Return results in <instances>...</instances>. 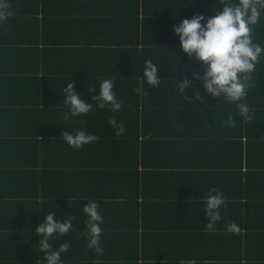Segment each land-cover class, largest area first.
<instances>
[{
    "label": "trees",
    "instance_id": "1",
    "mask_svg": "<svg viewBox=\"0 0 264 264\" xmlns=\"http://www.w3.org/2000/svg\"><path fill=\"white\" fill-rule=\"evenodd\" d=\"M9 3L14 15L0 23V264H43L33 227L54 211L73 215L72 230L53 241L70 245L62 264H264V57L244 121L235 104L188 102L175 90L176 63L177 79L178 69L201 68L171 26L211 15L208 0ZM253 39L264 47V17ZM145 60L159 69L157 88L143 81ZM106 78L121 109L93 102L90 114L65 121L69 79L90 100ZM229 112L235 127L222 123ZM110 116L124 126L120 136ZM77 124L98 140L69 147L59 134ZM213 186L227 206L210 232L203 197ZM93 199L104 217L101 255L81 236V208ZM230 223L238 231L226 230Z\"/></svg>",
    "mask_w": 264,
    "mask_h": 264
},
{
    "label": "clouds",
    "instance_id": "2",
    "mask_svg": "<svg viewBox=\"0 0 264 264\" xmlns=\"http://www.w3.org/2000/svg\"><path fill=\"white\" fill-rule=\"evenodd\" d=\"M211 15L195 13L188 18L179 19L178 23L171 26V31L178 39L180 51L192 61L199 63L201 70L187 71L178 69L177 63L172 68L175 72V90L184 100H201L206 97L218 98L227 104H235L238 115L244 121L252 119L251 111L244 98L251 88L253 73L256 65L264 57V47L253 39L254 27L264 17V0H208ZM14 11L9 0H0V23H3ZM158 67L151 60H145L142 69L143 81L157 88L160 85ZM202 88V91L198 90ZM195 89L192 96L187 93ZM64 103L67 111L63 119L84 118L91 113L93 102L98 109L107 108L111 112H118L122 102L117 99L114 90V81L110 78L102 79L95 95H90V100L75 90L74 82L69 81L64 86ZM88 93L91 91L87 88ZM138 94H144L142 86L134 89ZM85 123V120H84ZM107 123L115 129V135L120 136L124 126L113 117ZM225 127H235L236 121L232 114H226L222 121ZM63 141L74 150L95 142L98 137L80 128L75 131H63L59 134ZM203 215L207 218L205 229L213 232L216 224L221 219V211L227 206L226 198L214 186L208 189V194L203 197ZM81 211L84 215V229L81 236L87 241V247L96 255L104 251L102 241V227L104 217L96 200H89L83 204ZM68 218L62 220L56 211L43 214L42 219L34 228V234L39 237L38 250L42 254L43 264H62L61 254L66 253L70 245L64 241L55 249L53 241L69 233L73 228V215L64 214ZM226 230L236 232L235 224H227ZM183 264H195V261H184Z\"/></svg>",
    "mask_w": 264,
    "mask_h": 264
},
{
    "label": "crops",
    "instance_id": "3",
    "mask_svg": "<svg viewBox=\"0 0 264 264\" xmlns=\"http://www.w3.org/2000/svg\"><path fill=\"white\" fill-rule=\"evenodd\" d=\"M174 10H177V11H179V12H181L182 13V10H181V7H175L174 8ZM20 95V94H19ZM32 95V94H31ZM78 125V129H80V126H79V124H77ZM76 158V157H75ZM75 161H76V163H83L82 161H80L79 159H75ZM64 163H66V160H64ZM63 164V163H62ZM44 193H45V191H44ZM16 215V214H15ZM0 220H2V219H0ZM12 222H14L13 224H18L19 222L17 221V219H14ZM215 255V254H214Z\"/></svg>",
    "mask_w": 264,
    "mask_h": 264
}]
</instances>
